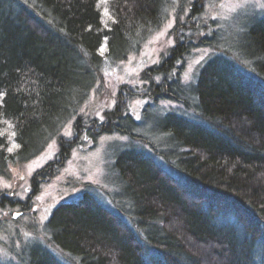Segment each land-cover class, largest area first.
<instances>
[{
  "label": "trees",
  "instance_id": "1",
  "mask_svg": "<svg viewBox=\"0 0 264 264\" xmlns=\"http://www.w3.org/2000/svg\"><path fill=\"white\" fill-rule=\"evenodd\" d=\"M169 3L0 0V177L55 140L56 159L34 178L57 175L84 142L128 139L110 164L120 187L114 211L88 193L60 203L45 225L53 254L33 248L29 264H264V16L183 89L185 56L222 43L215 32L200 37L199 22H189L200 14L195 0L182 2L174 46L142 72L146 85L120 87L126 105L142 95L192 118H158L146 107L147 138L119 104L103 122L76 116L106 67L138 53L163 26ZM74 118V137L64 140Z\"/></svg>",
  "mask_w": 264,
  "mask_h": 264
},
{
  "label": "rangeland",
  "instance_id": "2",
  "mask_svg": "<svg viewBox=\"0 0 264 264\" xmlns=\"http://www.w3.org/2000/svg\"><path fill=\"white\" fill-rule=\"evenodd\" d=\"M169 1L171 9H168L166 22L141 46L139 52L116 66H107L102 72V80L96 83L76 114L85 124L93 120L103 122L105 112H110L117 104L126 108V114L133 117L140 125L138 127L143 128L142 132L137 131V135L146 134L147 138L152 126L151 121L148 123L149 119L141 113L146 107L150 115L158 118L167 114L192 118L191 111H184L181 106L168 102L152 104L142 95L130 99L126 105L122 102L124 93L119 92L121 86L139 91L146 85L141 79L142 72L158 65L174 46L176 38L171 36L175 23L174 9L182 2L189 3L192 0ZM195 3L200 14L196 21L191 19L189 22L196 27L199 22L200 37L215 32L224 46L220 44L217 49H191L183 59L179 76L183 89L194 84L198 71L208 60L227 53L228 49L233 50L254 18L264 16V0H195ZM74 120L75 118L67 122L61 132L60 137L64 140L74 137ZM57 141L51 142L31 161L7 167L6 174L0 177V264H29L33 248L53 254L45 225L60 203L77 200L88 193L103 207L113 208L111 211H114L110 198L120 187L112 179L110 164L113 157L126 147L128 139L119 135H107L98 137L95 145L84 142V145L72 150L57 175L48 179L34 178L56 159L59 152ZM14 214H18L17 218H13Z\"/></svg>",
  "mask_w": 264,
  "mask_h": 264
},
{
  "label": "water",
  "instance_id": "3",
  "mask_svg": "<svg viewBox=\"0 0 264 264\" xmlns=\"http://www.w3.org/2000/svg\"><path fill=\"white\" fill-rule=\"evenodd\" d=\"M17 216H18V214H14V215H13V218H17Z\"/></svg>",
  "mask_w": 264,
  "mask_h": 264
}]
</instances>
